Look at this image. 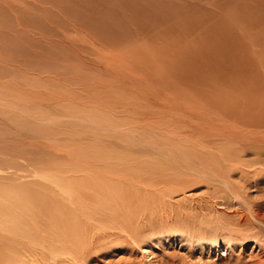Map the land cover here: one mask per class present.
Returning <instances> with one entry per match:
<instances>
[{"label": "rangeland", "instance_id": "rangeland-1", "mask_svg": "<svg viewBox=\"0 0 264 264\" xmlns=\"http://www.w3.org/2000/svg\"><path fill=\"white\" fill-rule=\"evenodd\" d=\"M10 1L0 0L1 186L49 183L64 175V152H134L148 134L169 150L189 143L188 133L223 128V148L243 154V137L264 147V0ZM27 107L57 117L50 134L30 132ZM70 115L98 124L96 145L73 149L68 132H58L84 125ZM210 148L202 149L219 151ZM19 152L27 155L4 156ZM28 152H43L44 163ZM103 169L97 179L106 196L95 209L57 188L46 192L47 205L79 214L86 238L48 228L34 242L0 227V264H264V173L233 177L246 185L244 200L198 171L172 185Z\"/></svg>", "mask_w": 264, "mask_h": 264}, {"label": "bare ground", "instance_id": "bare-ground-1", "mask_svg": "<svg viewBox=\"0 0 264 264\" xmlns=\"http://www.w3.org/2000/svg\"><path fill=\"white\" fill-rule=\"evenodd\" d=\"M11 4L12 3H9V5ZM26 110H27L26 117H32L35 120V122L33 121L30 122V124L33 125V128L30 129L31 133L40 131L42 133L41 134L42 136H46L47 134H50L52 132V129H49V126L52 122L51 121L52 119L57 120L56 119L57 117L55 115L49 116L48 114H45L47 113L45 111H44L45 113H40V112L33 113L30 109H28V107L26 108ZM61 117L64 118L66 116L62 115ZM70 117L75 119L74 123L81 122L84 124V125H80L78 123V125L80 126L78 129H77V124H76L74 126L76 128H74L73 130L67 129L66 127L58 130V132L60 133H62L63 131H65V133L68 132L67 136L68 135L70 136V138L69 137L68 138L70 139V141H72L71 145L74 146L75 143L78 142L79 143L77 144L78 150H81V149L87 148V144L93 146L95 143H97V141H99L97 140V137L99 138L101 136H98V130H99L97 127L98 124L95 121L93 122V120L87 119L83 115H70ZM201 119L202 118H200L199 120ZM224 120H226L228 124L229 120H227V118ZM222 122L224 121L221 119V123ZM221 123L219 122V124ZM229 123H232V122L229 121ZM214 124H217V123L214 122ZM210 125H213V123L211 122ZM222 125L226 126V123L225 124L223 123ZM222 125H219V126H222ZM206 126L204 127L205 128L204 130L207 129ZM232 126H234V124H232L230 127ZM213 128L211 130L207 129V131L209 132L199 134V135L198 134L192 135L188 133L189 143L183 146L182 144L181 146H175V149H174V144H171V146H173V149L170 148L169 150H165L163 148H159V146H156L154 144V142H156V140L154 141L155 136L152 137V135L149 136L148 134L146 135V138L144 136H142L143 138H141L142 139L141 143H144V145L141 146L140 143L134 144L135 146V149H133L134 152H115V150H111V152L110 151L98 152L97 150V152H94L93 154L92 153L75 154L74 152H71V151L64 152L65 154L64 159L66 160L67 163L59 162L58 164L62 166L60 167L58 166V169H57V171L64 174L61 178L60 176L59 178H54V179L52 178L54 180L52 181L48 177L47 178L49 179V183L47 182L48 184L44 183L43 179L42 180L35 179L33 180V182L30 183V185L29 184L28 185H23V184L15 185L14 183L11 186L9 185L1 186L0 185V227L2 230L4 229L5 232H11L14 236L18 238L19 237L20 238L26 237V239L31 238L34 242L36 240L37 241L38 240L40 241V239L42 240L43 238H41V236L43 232L48 231L50 228H52V231L53 230L56 231L57 234H61L62 231H68L69 234L72 232H74V234L76 233L75 239H80L83 237L86 238L88 235L87 227L84 226L80 222L81 219H79V214L77 212L70 211L69 213V211H67L66 208L62 206V204L58 206L59 204L58 205L57 204L47 205V203H48V200L50 199L49 196H51L52 192L56 190L55 188H57L60 191L62 190V192H66L68 197L75 199L76 202L74 203L79 205V208H84V206L87 209L90 208L91 206H93L92 209L97 208L98 201H100V204L101 203L103 204V202L99 200V197L101 198L103 196L104 198L106 196V195L104 196L103 194H100L99 192V191L102 192V190L100 189H102L101 187H103V184H105V182L101 180L99 181L97 179V176H99L100 171H102L101 168L103 169V167H104L103 170H107L105 172L112 173L114 171H123V173H126V175L129 174L128 177L130 176L131 179L133 178L136 179L138 176L140 178V174L142 172V173H145V175L148 174L149 178L150 179L152 178L153 181H157V183L166 184L170 181L169 184H172V185H177V184L183 185L189 181L191 182L192 180H194V176H192L193 174H191L190 172L198 171L196 175H201L203 177H206V179L208 178L214 182H221L220 184H224L233 194L238 195V196L240 195L241 198L244 199L246 196L245 194H247L246 189H245L246 188L245 183L243 181L238 182L232 179L235 175L240 173L243 175L242 180L251 181V178L248 177V174L250 172V175H251L252 168H254L253 170L254 177L257 174L259 175V174L264 173V147L252 148V146H247L244 143H242V142H247L246 141L247 138L243 137L244 139L242 140L236 139V142L239 143L238 144L239 151L241 149L243 151V154H240V153L238 154L237 152L235 153V151H232V149L223 148L221 146L223 145V143L221 142L222 139H225L224 137L227 138V136H223V138H221L222 135L220 134L221 133L223 134V132L225 134L226 130L220 127L221 129H218L219 131H213ZM234 128H236V126H234ZM222 129H223V132L220 131ZM228 131H231V134L233 132L231 129ZM200 132L202 133V131ZM233 134L235 138V133ZM237 134L239 133L237 132ZM179 136H180V133H179ZM87 137L91 140V142L85 141ZM159 139L163 140L162 137H160ZM175 140L174 142H177ZM82 141L84 143H81ZM184 142H187V141L184 140ZM226 142L227 144L226 143L225 144L227 147V145H229L228 144L229 142L227 140ZM172 143H173V140H172ZM146 144L149 146L145 147ZM75 146L73 149L77 148V147L75 148ZM203 147H211L212 149L216 148V149H219V151L214 152V151L206 150L207 148L204 150L202 149ZM218 147H221V149ZM122 148L127 149L129 147L126 146ZM25 155H27L25 154V152H19L18 154H4V156L6 157L7 156H10L12 158L18 157V159ZM28 155H31L33 157V159L31 160L41 161L42 163H44L45 157H46V155H44L43 152H41L40 154L28 152ZM10 160L12 159L10 158ZM2 163L4 164V162ZM257 165H262V168H258L259 166L257 167ZM6 168L9 169L11 167L7 166ZM2 171L4 172L5 169H0V172ZM34 171L36 172V170ZM52 177H54V175ZM254 177H252L253 181L256 180L255 182L258 183L259 180L254 179ZM143 178L146 179L145 176ZM101 182H104V183H101ZM50 185L53 188H51ZM112 190L113 191L111 192L113 194L119 192V191L115 192L114 189ZM47 191H52V192L50 194V193H46ZM111 192L108 191V193H111ZM113 194L107 195V196H111L110 198L108 197L107 199L112 200V197H114L115 195L116 196L118 195V194H115V195ZM46 196H48V199ZM117 197H115V199H118ZM111 200L110 202H112ZM115 203H117V201ZM100 204H99V207H100ZM109 205L112 206V203ZM249 207H250V212H251L250 216L253 215L251 216L252 218L254 217L255 219H258L262 213L258 209H256L257 207L254 209L255 206L254 207L252 206L253 208L251 206ZM249 207H248V210H249ZM69 214H72V215H69ZM39 216L42 217V220H37ZM246 218H248V216ZM43 236H46V235H43ZM11 240L13 242L11 244L17 245L19 243L14 239H11ZM2 244L4 248H7V247L9 248L10 246H12L9 243L7 244L5 242H2Z\"/></svg>", "mask_w": 264, "mask_h": 264}]
</instances>
